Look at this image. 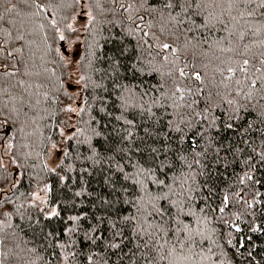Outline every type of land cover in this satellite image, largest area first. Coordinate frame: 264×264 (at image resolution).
Listing matches in <instances>:
<instances>
[{
	"label": "trees",
	"instance_id": "1",
	"mask_svg": "<svg viewBox=\"0 0 264 264\" xmlns=\"http://www.w3.org/2000/svg\"><path fill=\"white\" fill-rule=\"evenodd\" d=\"M0 264H264V0H0Z\"/></svg>",
	"mask_w": 264,
	"mask_h": 264
},
{
	"label": "rangeland",
	"instance_id": "2",
	"mask_svg": "<svg viewBox=\"0 0 264 264\" xmlns=\"http://www.w3.org/2000/svg\"><path fill=\"white\" fill-rule=\"evenodd\" d=\"M90 16L88 13H80L71 23L70 28L72 31L75 32V36L73 37L72 41L67 43L65 55V61L69 68L70 77L68 81V85L71 87L70 93L73 97V103L68 108L71 115H76L79 113L81 106L80 103L82 102L81 96V75L79 72L78 66V59L81 56V42H82V35L85 29L88 27L90 23ZM73 117L70 118V124L73 122ZM70 135V132L64 131L62 134V139L58 145L52 148L50 157L48 159V164L52 169H56L62 156L64 153V142L66 138ZM46 195L43 191L36 192L33 197V202L39 204L41 208L45 209L46 212L50 215L54 214V210H49L47 208L46 203Z\"/></svg>",
	"mask_w": 264,
	"mask_h": 264
},
{
	"label": "water",
	"instance_id": "3",
	"mask_svg": "<svg viewBox=\"0 0 264 264\" xmlns=\"http://www.w3.org/2000/svg\"><path fill=\"white\" fill-rule=\"evenodd\" d=\"M63 53H64V54H67V52H66V48H63Z\"/></svg>",
	"mask_w": 264,
	"mask_h": 264
},
{
	"label": "snow or ice",
	"instance_id": "4",
	"mask_svg": "<svg viewBox=\"0 0 264 264\" xmlns=\"http://www.w3.org/2000/svg\"><path fill=\"white\" fill-rule=\"evenodd\" d=\"M165 47H167V45Z\"/></svg>",
	"mask_w": 264,
	"mask_h": 264
}]
</instances>
